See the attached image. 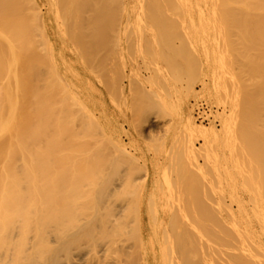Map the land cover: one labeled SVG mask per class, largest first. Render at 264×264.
I'll return each mask as SVG.
<instances>
[{"label":"bare ground","instance_id":"1","mask_svg":"<svg viewBox=\"0 0 264 264\" xmlns=\"http://www.w3.org/2000/svg\"><path fill=\"white\" fill-rule=\"evenodd\" d=\"M46 2L42 12L36 0H0V264H129L138 250L141 264H264V0ZM109 23L149 53L150 42L179 40L173 52L192 62L183 73L202 74L223 106L215 142L201 131L205 164L185 138L177 153L195 201L156 171L161 186L150 179V202L130 220L117 196L132 178L118 176L116 128L70 58ZM199 197L210 199L203 213Z\"/></svg>","mask_w":264,"mask_h":264},{"label":"rangeland","instance_id":"2","mask_svg":"<svg viewBox=\"0 0 264 264\" xmlns=\"http://www.w3.org/2000/svg\"><path fill=\"white\" fill-rule=\"evenodd\" d=\"M36 1L42 9V12L47 10L46 0ZM66 3L67 0H63V4L66 5ZM119 30L120 28L116 24L109 23L107 26H102L99 38H82L77 40V43L74 45L78 47L77 51H82V54L78 57V52L73 54L70 51V58L75 72L81 77L82 85L91 91L89 93L92 95V106L99 113L101 112L103 115L108 116V119L114 124L117 132V140L120 142L121 149L125 151L123 158L125 156L126 159L124 158L125 161L122 163L121 149L119 153L117 148H111L114 154V160H118L116 162L119 164H117L119 170L118 176L121 177L122 173L126 171L127 174L129 173L130 178H132L131 181H127L125 187L120 192L117 190L118 198L120 196L122 200L127 202V216L130 220L138 212L141 203L143 204L144 202V206L146 207L148 202H150L153 191V183L150 179L154 177L153 179L160 187L163 179L161 175L164 172H166L165 176L171 181L169 185L176 186L172 190L177 198H180L175 193L178 188L180 190L178 192H182V194L179 193V195L181 194V198L187 195L188 197L186 198H190L198 193V184L194 181L190 182L191 180L189 181V179L191 178L187 176L188 171L191 169L182 164L181 154L179 155L177 153H181V150L183 152L182 154L185 153L183 147L186 145L184 144L182 147V143H185L183 141L185 138L188 147H191L190 149L194 148L191 152V158L193 160L197 158L198 162L203 164V158L206 157L199 155V148H201L205 141L204 139H206V135L204 137L203 133L207 131L208 133L205 132V134L208 137L212 135L209 140H213L214 133L219 132L221 126L217 116L222 112L221 108L223 106L217 103L215 93L212 91L210 85L202 86V78H204L202 74L198 75L200 77L196 76L195 78L198 77L197 79H189L190 77L194 78L198 69L194 72L196 73L193 74L194 76H191L193 72L190 71V77L183 73L186 72L183 68L186 67L189 58L173 52V48L179 46V40H174L170 43L163 41L150 42V47L153 52L151 51L149 53L145 52L143 47L138 50L139 46L143 45L142 42L139 43V41H135L134 39L125 40L123 38L118 40L116 34ZM162 45H166V52L163 51L161 53L162 51L158 49L159 46L162 48ZM136 46H138L137 49H135ZM156 49L161 52L156 51ZM168 59L173 60L175 68L178 67L175 69L176 72L171 71V68L170 70L168 69L172 65L171 62L168 63V65L170 64L169 66L166 64V60ZM181 63L183 68L181 67ZM184 64L185 67L183 66ZM190 64L189 66L187 65V71L189 70L188 67H190ZM173 65L172 67H174ZM190 69H193V67ZM147 77H149L150 82L148 79L145 80ZM164 83L165 85L167 84L166 87L163 86ZM155 90L158 93L161 92V94H158L160 99L158 97L156 99L152 97L153 95L157 96ZM139 93L141 96H139ZM205 128L207 129L204 130ZM210 129L213 131L211 132ZM210 132L211 134L209 135ZM209 140L207 141L209 142ZM208 144L211 143L209 142ZM214 144L216 145V143ZM170 146L171 149L169 148ZM206 146L205 144L203 145V147ZM168 149H170L171 153L173 152V156H169L171 153H167L169 152ZM205 153H203L204 156L208 155H205ZM223 153H226L225 149ZM129 156L134 158V160L129 158L133 162H126ZM156 171L160 173L162 171L164 172L160 175ZM208 173L210 172H206L205 174ZM208 175L204 178L205 185H209L207 178L210 175L209 177ZM145 182H147L148 189L144 194L143 185ZM186 185H190L188 191L193 192V195H191L192 193L189 194L186 191L187 189H181ZM150 187L152 188L150 189ZM195 189L197 190L195 191ZM191 198L193 199V197ZM202 199L204 198L198 201L201 202L203 201ZM208 200L210 199H204V204L202 202L199 205L197 204L199 212L201 211L203 213L204 211L200 209L204 207L208 210ZM197 205L195 206L196 208ZM141 215L146 218L149 214L143 208ZM130 237L132 241L136 238L133 233ZM127 250L130 251V249ZM112 253H108L107 257L113 256L114 254ZM119 253L123 256L126 255L124 252ZM132 254H134V260L129 264H138L137 261L139 259V264H141V250L132 251ZM130 257L133 258V255H130Z\"/></svg>","mask_w":264,"mask_h":264}]
</instances>
